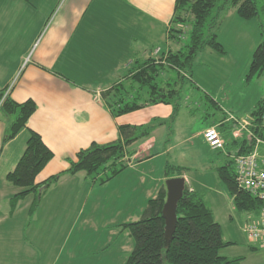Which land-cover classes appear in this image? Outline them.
Instances as JSON below:
<instances>
[{
    "label": "crops",
    "instance_id": "crops-1",
    "mask_svg": "<svg viewBox=\"0 0 264 264\" xmlns=\"http://www.w3.org/2000/svg\"><path fill=\"white\" fill-rule=\"evenodd\" d=\"M174 1L0 0V91L8 90V95L16 102L34 100L37 107L29 117L27 127L36 131L53 152V157L36 175L35 182L67 169L68 159H74L76 152L90 143L116 140L119 137L118 125H139L154 117L169 118L172 106L164 103L115 117L102 99L101 92L121 79L135 60L156 59L159 53L172 48L168 30ZM226 13L228 16L236 14L234 8L228 9L224 16ZM244 23L247 21L242 22L243 26L239 23L234 35L247 39L245 51L248 55L260 35L256 29L250 32ZM249 36H252L251 42ZM157 48L160 49L155 53ZM176 118L177 115L170 125L158 126L147 138L130 145L133 154L126 158L128 168L140 170V165L157 157L152 151L143 158H137V155L141 149L149 152L157 142V131L168 129L167 132H174L172 125H175ZM6 120L0 114V264H102L93 259L94 249L90 245L87 248L83 242L93 233L97 238L96 244L100 242L96 252L107 251L114 239L105 240L102 236L107 233L106 229L111 230L107 234L115 235V229L110 226L116 223L104 221L99 227H90L91 219L86 212L98 210L99 199L94 197L91 200L95 182L84 171L62 174L44 191L32 214L29 209L33 193L12 203V196L20 188L7 181L5 176L22 154L28 131L22 129L2 144ZM209 126L217 128L224 142L237 139L246 129L235 136L232 120L224 116L219 122L182 137L186 149L199 150L202 156L203 153L210 154L204 155L209 164L204 163L201 168L205 174L213 175L211 182L220 186L222 182L216 169L233 158L238 148L224 145L223 150H212L202 137V131ZM173 146L170 144L167 149ZM182 176L190 190L201 188L206 192L205 199L219 223L206 191L212 186L203 180H195L193 185L187 173ZM204 178L209 181L206 176ZM165 179L163 175L154 177L140 173L138 182L143 196L142 205L126 215L127 219L139 218L146 201L155 197ZM213 192L222 199L228 196L221 187L216 186ZM83 225H88L89 231ZM121 229L125 230V240L118 243L117 248L126 257L132 248V240L128 239V230ZM221 232L224 238L222 227ZM104 242L109 243L103 245ZM242 249L238 256L244 258L238 264H264V249L252 243H247Z\"/></svg>",
    "mask_w": 264,
    "mask_h": 264
},
{
    "label": "trees",
    "instance_id": "trees-1",
    "mask_svg": "<svg viewBox=\"0 0 264 264\" xmlns=\"http://www.w3.org/2000/svg\"><path fill=\"white\" fill-rule=\"evenodd\" d=\"M261 6V9H260ZM234 8L235 13L244 20L257 18L260 39L251 52L248 62L247 79L264 74V30L259 20V13H264V0H175L171 24L168 30L170 38L178 37L181 26H188L185 42L179 48H168L160 53L159 58L135 60L134 64L121 79L113 82L101 92V97L108 105L113 116H119L142 107L164 103L173 106L169 118H152L149 122L117 126L119 137L111 142L90 143L78 150L75 158H69V167L41 182H35L36 175L53 157V152L45 145L41 136L27 127L29 117L36 110L32 99L23 102L14 101L4 90L0 91V114L7 118L1 138L4 144L22 129H27L28 137L25 148L14 168L5 178L20 190L12 196V203L33 193L34 199L29 212L37 208L44 191L57 182L62 174H75L84 171L89 179L96 183L107 182L127 167L125 157L133 154L129 149L136 141L147 138L158 126L171 124L176 116L175 98L180 95L181 83L191 78L195 58L200 50L206 48L225 55L226 50L217 39L214 31L221 22L224 13ZM179 26V27H178ZM173 40V39H172ZM171 72L165 81L161 74ZM264 97L250 113V125L247 127L253 136L264 138V126L261 113ZM224 145L237 147V154L247 153L254 146L253 137L242 132L237 139L225 140ZM220 151V150H219ZM236 154V155H237ZM234 159L225 161L216 169L221 181L232 197L234 207L256 218L262 201L239 188L235 182ZM188 167L167 164L163 177L182 176ZM166 190L164 183L157 194L149 198L139 218L122 223L132 237V248L125 264H238L244 256L226 257L219 251L232 244L222 237L221 227L201 191L190 190L185 184L176 205L175 228L168 244L164 238V217L162 206Z\"/></svg>",
    "mask_w": 264,
    "mask_h": 264
},
{
    "label": "rangeland",
    "instance_id": "rangeland-1",
    "mask_svg": "<svg viewBox=\"0 0 264 264\" xmlns=\"http://www.w3.org/2000/svg\"><path fill=\"white\" fill-rule=\"evenodd\" d=\"M227 14L223 15V22L216 26L214 30L217 34V39L227 51L226 55H220L209 48L200 50L197 53L192 71L189 73L191 74V78H186L183 82L178 81L181 83L182 89L180 95L174 100V103L177 104V121L174 123L175 125H172L174 132H167L168 129L166 131H157V142L151 147L149 152H146V149H141V153L137 155V158H143L146 153H151L152 151L157 157L140 165L138 167L140 170L134 167L132 169L126 167L107 182L101 183L99 180L96 181L90 196L91 200L94 197L99 199L97 200L99 209H90L86 212V215H89L91 219L89 225H91L90 227H99L98 225H102L104 221H108L107 223L109 224L115 221L116 224L110 226L115 229L113 232L115 235L110 236L107 233H111L109 232L111 230L108 231L106 229L107 233L102 236V239L105 237V240H109L113 237L117 243L113 240L111 241V246H108L107 251L96 252L98 250L96 248H100V242L96 244L97 238H95V234L90 233L88 239L84 240L83 243L88 245L87 248L90 245L94 249V260H98L102 264H124L127 256L125 257L123 251H119L117 246L118 243L125 240V230L121 229V224L131 221L127 219L126 215L130 214L135 208L139 209L140 205H142L143 196L140 193L139 175L140 173H143V175L147 173L148 176L159 177L163 175V170L167 164L186 165L189 170L185 171V173H187L189 181L193 185L196 183L195 180H203L212 186V188L206 189L207 196L212 201V205H214L215 214L217 215L216 219L221 224L224 232L223 239L233 242L219 251L221 255L226 254V257L238 256L243 251V246L251 243L244 230L248 221L252 220L251 216L244 211L237 210L231 204L232 197L224 183L221 181L220 186L214 184L211 182L213 181L211 178L213 175L205 174L201 168L204 163H207L206 165L209 164L205 156H210V154L203 153L202 156L199 150L186 149V145L182 142V137L186 134L196 133L202 127L210 125L213 122H219L224 116H233L239 120L245 119L249 121L251 111L254 109L256 103L264 97V74L247 79L248 62L251 57V54L247 55L245 51L247 39L236 38L234 35V29H238L240 24L243 26L242 22L246 21L247 23L244 24L248 29H251L249 30L250 32H253L255 29L259 31L258 17L245 21L237 14L234 15L232 13L231 16ZM259 20L262 22V29L264 30V13L262 11L259 13ZM179 28H181V33L178 37L170 38L169 35L171 41L169 45L175 50L185 42L188 26H181ZM249 40L250 42L253 40L252 36H249ZM159 49L157 48L155 53ZM169 76H173L171 72L161 74V77L165 81ZM191 142L193 143L194 140ZM170 144H174V146L169 150L167 148ZM227 147H230V145H227ZM259 148L262 150L263 145L261 144ZM129 149L131 150V146ZM124 161H126V157ZM218 161L221 162V158ZM204 176L209 178V181ZM132 180L134 181L132 182ZM216 181L219 182L220 180L216 179ZM216 186L219 189L221 187L225 196L228 194L229 198L227 196L226 199H222L219 194L213 192ZM136 188L138 191H135ZM202 190L198 188V191ZM202 193L206 197L204 190ZM120 222L122 223L120 224ZM117 223L120 225H117ZM82 227H87L89 231L88 225H83ZM78 229H80V226ZM116 233L119 235H116ZM128 239L132 240V237L129 236ZM109 242H104L103 245Z\"/></svg>",
    "mask_w": 264,
    "mask_h": 264
},
{
    "label": "built area",
    "instance_id": "built-area-1",
    "mask_svg": "<svg viewBox=\"0 0 264 264\" xmlns=\"http://www.w3.org/2000/svg\"><path fill=\"white\" fill-rule=\"evenodd\" d=\"M8 90L5 91V95ZM2 99L0 100V103ZM261 119L264 126V108L261 113ZM229 120H233V133L235 136L239 132L246 129V132L253 137L254 146L251 151L243 154L234 155V174L235 182L239 188L245 190L254 197L262 201L260 212L256 218L249 220L244 228L248 239L258 248L264 249V138L253 136L248 130L250 122L245 119H236L229 116ZM202 137L205 143L212 150H223L224 140L215 126H209L202 131ZM263 149L260 150V145Z\"/></svg>",
    "mask_w": 264,
    "mask_h": 264
},
{
    "label": "water",
    "instance_id": "water-1",
    "mask_svg": "<svg viewBox=\"0 0 264 264\" xmlns=\"http://www.w3.org/2000/svg\"><path fill=\"white\" fill-rule=\"evenodd\" d=\"M164 185L166 196L162 206V215L165 222L164 238L168 244L175 228L176 205L185 186V179L183 176L169 177L165 179Z\"/></svg>",
    "mask_w": 264,
    "mask_h": 264
}]
</instances>
